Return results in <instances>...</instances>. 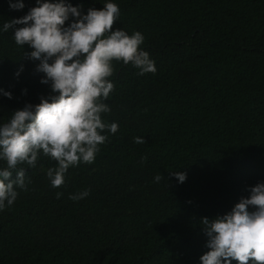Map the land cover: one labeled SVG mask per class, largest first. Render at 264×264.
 Masks as SVG:
<instances>
[{"label":"trees","instance_id":"1","mask_svg":"<svg viewBox=\"0 0 264 264\" xmlns=\"http://www.w3.org/2000/svg\"><path fill=\"white\" fill-rule=\"evenodd\" d=\"M65 2L86 14L106 0ZM113 2V30L141 32L157 70L114 62L102 119L118 131L92 164L69 168L63 187L51 186L56 162L42 154L35 169L19 166L30 183L0 211V264H201L210 250L202 219L227 214L264 182V0ZM23 3L0 0V28L37 6ZM23 26L0 31V89L12 93L0 92V124L51 94L40 61L24 56L34 49L14 41Z\"/></svg>","mask_w":264,"mask_h":264},{"label":"clouds","instance_id":"2","mask_svg":"<svg viewBox=\"0 0 264 264\" xmlns=\"http://www.w3.org/2000/svg\"><path fill=\"white\" fill-rule=\"evenodd\" d=\"M9 3L13 9L24 7L23 0ZM119 16L113 0H106L103 8H89L86 14L65 0H37L25 16L0 28L5 33L24 25L15 28L14 41L34 49L24 56L40 61L37 71L45 74L41 82L51 87V94L41 96L40 103L26 104L0 124V161L5 162L0 167V211L14 204L17 188L27 190L30 180L26 183V169L20 165L35 169L41 154L55 161L46 175L53 188H61L69 168L92 164L100 146L107 143V134L118 131V123L102 119V114L111 112L104 101L115 90L110 79L114 62L132 64L140 75L156 72L154 60L141 48L145 40L141 32L113 30ZM0 92L12 98L11 92ZM134 142L146 141L136 137ZM173 175L181 183L187 178L184 172ZM154 179L160 182L163 177L158 174ZM249 191L250 196L242 197L227 214L202 219L210 250L200 257L201 264H264V182ZM89 194L86 189L69 199L79 201ZM56 195L60 198L63 193Z\"/></svg>","mask_w":264,"mask_h":264}]
</instances>
